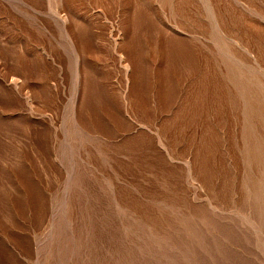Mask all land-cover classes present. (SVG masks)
<instances>
[{"label":"rangeland","instance_id":"obj_1","mask_svg":"<svg viewBox=\"0 0 264 264\" xmlns=\"http://www.w3.org/2000/svg\"><path fill=\"white\" fill-rule=\"evenodd\" d=\"M0 264H264V0H0Z\"/></svg>","mask_w":264,"mask_h":264},{"label":"bare ground","instance_id":"obj_2","mask_svg":"<svg viewBox=\"0 0 264 264\" xmlns=\"http://www.w3.org/2000/svg\"><path fill=\"white\" fill-rule=\"evenodd\" d=\"M66 20H67V19H64V20H63L64 25H66ZM65 33H67L66 36H67V37L69 36V38H70L71 35L69 34V32H68L67 30H65ZM69 38H68V39H69ZM70 40H71V38H70ZM70 40H69V41H70ZM70 43H71V41H70ZM72 45H73V43H72ZM73 48H74V45H73ZM75 52H76V49H75ZM73 53H74V50H73ZM76 53H77V52H76ZM76 55H77V54H76ZM76 62H77V61H76ZM76 65H77V66H76L77 69H75V70H77V73L79 74V72H78V70H79V66H78V65H79V62H78ZM77 78H78V77H77ZM78 81H79V80H78Z\"/></svg>","mask_w":264,"mask_h":264}]
</instances>
